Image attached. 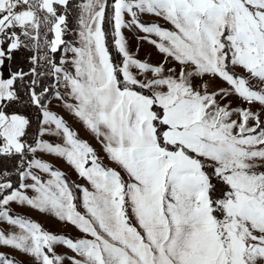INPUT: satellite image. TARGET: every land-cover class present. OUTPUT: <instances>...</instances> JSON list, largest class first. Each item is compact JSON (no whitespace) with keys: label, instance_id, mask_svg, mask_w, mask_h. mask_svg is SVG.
<instances>
[{"label":"snow or ice","instance_id":"obj_1","mask_svg":"<svg viewBox=\"0 0 264 264\" xmlns=\"http://www.w3.org/2000/svg\"><path fill=\"white\" fill-rule=\"evenodd\" d=\"M0 264H264V0H0Z\"/></svg>","mask_w":264,"mask_h":264},{"label":"rangeland","instance_id":"obj_2","mask_svg":"<svg viewBox=\"0 0 264 264\" xmlns=\"http://www.w3.org/2000/svg\"><path fill=\"white\" fill-rule=\"evenodd\" d=\"M146 51H149V50L147 48L142 49L140 55L143 56ZM81 135L83 136V138L88 139L91 143H93V146L99 150V145H97L94 141H92L90 137L85 135L83 132H81ZM105 162H107V161H105ZM64 170L69 172L71 179H73V180L76 179L75 174L73 172H71L70 169L65 168ZM77 182H81V181H77ZM27 215L29 217H31L32 219L40 222L43 225V227L50 232L58 233V234H66V235H68V234L75 235L76 234L75 230L72 229L70 226H65V225L57 222L55 220V218H53V217H50L47 215H42V214H37L35 212H28ZM60 251H63V249H60ZM21 259H22V257H21Z\"/></svg>","mask_w":264,"mask_h":264}]
</instances>
